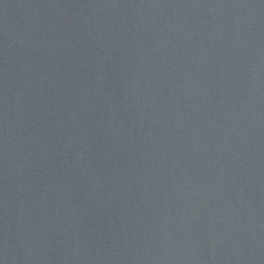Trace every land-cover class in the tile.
I'll return each mask as SVG.
<instances>
[{
	"label": "water",
	"instance_id": "95a60500",
	"mask_svg": "<svg viewBox=\"0 0 264 264\" xmlns=\"http://www.w3.org/2000/svg\"><path fill=\"white\" fill-rule=\"evenodd\" d=\"M0 264H264V0H0Z\"/></svg>",
	"mask_w": 264,
	"mask_h": 264
}]
</instances>
